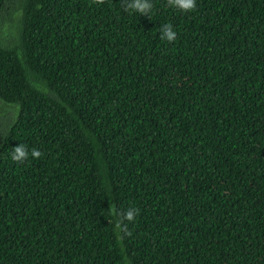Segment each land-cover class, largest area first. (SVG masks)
I'll return each mask as SVG.
<instances>
[{"label":"trees","instance_id":"1","mask_svg":"<svg viewBox=\"0 0 264 264\" xmlns=\"http://www.w3.org/2000/svg\"><path fill=\"white\" fill-rule=\"evenodd\" d=\"M151 2L0 0V264H264V0Z\"/></svg>","mask_w":264,"mask_h":264},{"label":"clouds","instance_id":"2","mask_svg":"<svg viewBox=\"0 0 264 264\" xmlns=\"http://www.w3.org/2000/svg\"><path fill=\"white\" fill-rule=\"evenodd\" d=\"M100 3H103L104 0H99ZM125 10L138 13L140 15H145L149 17V14L152 12L153 4L151 0H124ZM169 7L175 8L181 12H191L196 8V0H167ZM161 39L168 41L169 43L176 40L177 33L173 29L171 24H163L160 28ZM42 153L33 148L29 152L28 148L19 143L16 147L12 149L11 159L16 163H23L31 157L32 159H39ZM110 211L113 212L118 217L117 227H123V230L127 231V224L124 223L134 221L135 217L139 213L138 208L130 207L126 211L120 212L117 211L115 206L110 207Z\"/></svg>","mask_w":264,"mask_h":264}]
</instances>
